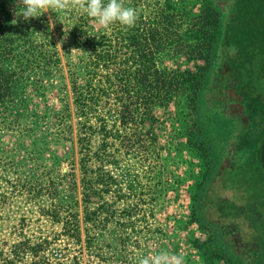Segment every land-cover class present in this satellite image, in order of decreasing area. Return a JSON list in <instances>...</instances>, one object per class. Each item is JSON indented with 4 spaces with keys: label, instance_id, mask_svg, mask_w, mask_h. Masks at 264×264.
Listing matches in <instances>:
<instances>
[{
    "label": "rangeland",
    "instance_id": "374dc122",
    "mask_svg": "<svg viewBox=\"0 0 264 264\" xmlns=\"http://www.w3.org/2000/svg\"><path fill=\"white\" fill-rule=\"evenodd\" d=\"M74 3L67 0L68 7L57 15L46 10L24 20L17 15L20 0H0V41L10 35L7 41L13 53L2 62V68L11 73V92L0 103V256L10 255L11 246L22 239L49 242L39 253L45 257V264H139L141 258L151 260L161 250L182 255L185 264H204L200 244L209 236L214 243L227 247L223 248L227 256L229 240L238 254L258 244L264 250L261 242L246 245L240 241L242 224L240 231L230 235L242 218L241 213H231L235 207L243 212L242 204L232 198L222 181L224 158L218 154L213 159L192 149V136L198 129L186 107L187 87L164 107L151 110L152 125L150 134L144 136L145 143L137 145L131 137H124L122 145H117L120 140L110 141L107 154L115 155L109 157L113 165L105 163L102 171L103 175L109 172L115 181L109 188L99 186L97 193L96 188L82 190L70 82H83L91 61L90 43L114 27L124 30L125 26H100ZM123 3L137 9L136 22L148 18L150 23L158 9L173 5L182 10L174 24L183 31L191 24L189 18L197 17L209 0ZM163 44L152 55L158 69L181 76L194 74L203 65L200 57L189 58L169 41ZM39 46L52 54L47 64L31 57L33 48ZM217 75L223 78V70ZM112 104L111 100L104 101L107 125L116 124L120 133H131L134 124L119 126ZM66 106L69 117L63 112ZM96 144L97 137L92 146ZM88 170L84 180L96 181L93 162H89ZM193 202L204 218L201 227L188 222ZM218 210L224 212L225 221L220 222L223 213L217 214ZM226 212L231 215L226 217ZM258 212H248L251 219L247 217L245 222L257 223L264 232L263 216ZM73 219L78 220V236L68 237L61 225ZM256 235L257 231L247 232L248 240ZM30 261L26 255L25 262Z\"/></svg>",
    "mask_w": 264,
    "mask_h": 264
},
{
    "label": "trees",
    "instance_id": "16d2710c",
    "mask_svg": "<svg viewBox=\"0 0 264 264\" xmlns=\"http://www.w3.org/2000/svg\"><path fill=\"white\" fill-rule=\"evenodd\" d=\"M180 11L165 4L157 10L152 23L147 18L124 30L114 27L112 32L90 43L91 61L83 82H70L82 176L80 187L87 192L96 188L95 193L99 186L109 188L115 181L109 172L103 175L102 171L105 163L113 165L109 157L112 159L115 155L107 154L110 141L120 140L117 145H122L124 137H131L137 145L145 143L152 125L151 110L164 107L187 87L186 107L198 129L192 136V149L200 155H212L213 159L218 154L224 158L222 181L232 198L242 204L243 212L235 207L231 213H241L242 218L235 223L239 226H235L230 235L234 230L240 231L242 224L244 232L240 241L246 245L261 242L263 246L264 232L257 223L245 222V218L251 219L248 212L259 211L264 220V174L259 160L264 139V0H209V5L206 4L197 17L189 18L191 24L183 31L174 24ZM3 37V42L0 41V103L11 92V73L2 68V62L13 56L12 44L7 41L10 35ZM166 41L177 49L182 48L189 58L200 57L203 65L194 74L186 72L181 76L158 69L152 63V55ZM186 42L189 44H184ZM33 49L35 54L31 57L35 61L41 59L47 64L52 58L44 46ZM222 70L223 78L217 75ZM108 100L113 103L119 126L134 124L131 133H120L116 124L107 125L103 105ZM63 112L70 116L68 106ZM54 117L57 118V114ZM96 137L98 145L93 147ZM89 162L96 165L98 175L94 182L84 180L89 173ZM84 196L88 199L87 193ZM191 207L188 222L200 225L202 216L198 215L195 202ZM217 214H221L220 222L225 221L224 212L218 210ZM71 221L64 222L61 230L68 237H77L78 220ZM249 229L257 231L251 240L247 238ZM48 243L46 239L39 243L22 239L11 246L10 255L0 256L1 264H45V257H40L39 253ZM258 245L247 253L238 254L234 242L229 240L227 256L223 250L227 247L214 243L209 236L200 244L199 253L204 264H264V250ZM26 255H30L29 263L25 262Z\"/></svg>",
    "mask_w": 264,
    "mask_h": 264
},
{
    "label": "clouds",
    "instance_id": "9594fccd",
    "mask_svg": "<svg viewBox=\"0 0 264 264\" xmlns=\"http://www.w3.org/2000/svg\"><path fill=\"white\" fill-rule=\"evenodd\" d=\"M74 6L81 9L88 17L93 18L97 24L105 27L113 23L132 27L138 18L137 9L125 6L123 0H83V2L75 0ZM67 7V0H20L17 15L28 20L40 16L46 10L57 15ZM139 264H185V260L182 255L170 254L166 250H161L151 260L147 257L141 258Z\"/></svg>",
    "mask_w": 264,
    "mask_h": 264
},
{
    "label": "water",
    "instance_id": "95a60500",
    "mask_svg": "<svg viewBox=\"0 0 264 264\" xmlns=\"http://www.w3.org/2000/svg\"><path fill=\"white\" fill-rule=\"evenodd\" d=\"M260 165L262 172L264 174V139L260 145V155H259Z\"/></svg>",
    "mask_w": 264,
    "mask_h": 264
}]
</instances>
